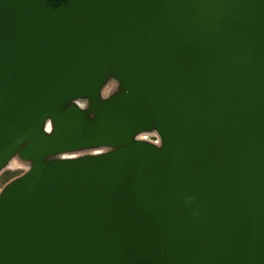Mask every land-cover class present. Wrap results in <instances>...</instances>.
<instances>
[{"label": "water", "instance_id": "95a60500", "mask_svg": "<svg viewBox=\"0 0 264 264\" xmlns=\"http://www.w3.org/2000/svg\"><path fill=\"white\" fill-rule=\"evenodd\" d=\"M14 158L0 264H264V0H0Z\"/></svg>", "mask_w": 264, "mask_h": 264}, {"label": "rangeland", "instance_id": "374dc122", "mask_svg": "<svg viewBox=\"0 0 264 264\" xmlns=\"http://www.w3.org/2000/svg\"><path fill=\"white\" fill-rule=\"evenodd\" d=\"M117 87L115 85V83H111L109 82L108 85H106L105 89H104V94H110L111 92H113L114 90H116ZM159 136L154 133H144L142 134V137L144 140L150 141L153 143L154 140H156ZM102 150V149H101ZM85 154H90V152L85 151V152H81L79 154L74 153L73 156H78V155H85ZM13 163V162H12ZM29 168V165L27 164H11L9 163L4 169L3 171L0 173V192L2 190V188L13 178L20 176L21 174H23L27 169Z\"/></svg>", "mask_w": 264, "mask_h": 264}, {"label": "bare ground", "instance_id": "6f19581e", "mask_svg": "<svg viewBox=\"0 0 264 264\" xmlns=\"http://www.w3.org/2000/svg\"><path fill=\"white\" fill-rule=\"evenodd\" d=\"M105 95V94H104ZM78 102V104H80L81 106H84V102L83 101H80V100H78L77 101ZM148 133H151V132H148ZM142 134H144V133H142ZM142 134H140L139 135V137L141 138L142 137ZM143 139V138H142ZM101 149V148H100ZM100 149H94V150H85V151H89L90 152V154H96V153H99L100 151H103V150H100ZM85 151H78L76 154H79V153H81V152H85ZM73 156V154H70L68 157H72ZM13 162V163H12ZM9 163H11V164H27V165H29V163L28 162H24V161H22V160H20V159H18V158H14V159H12Z\"/></svg>", "mask_w": 264, "mask_h": 264}, {"label": "built area", "instance_id": "2783aa9c", "mask_svg": "<svg viewBox=\"0 0 264 264\" xmlns=\"http://www.w3.org/2000/svg\"><path fill=\"white\" fill-rule=\"evenodd\" d=\"M154 144L160 145L161 141L160 138L158 137L156 140L153 141Z\"/></svg>", "mask_w": 264, "mask_h": 264}]
</instances>
